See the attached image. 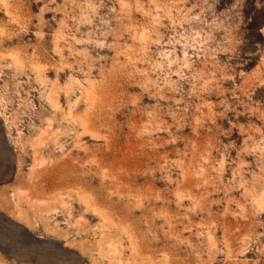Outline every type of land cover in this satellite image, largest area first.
Instances as JSON below:
<instances>
[{
	"label": "rangeland",
	"instance_id": "374dc122",
	"mask_svg": "<svg viewBox=\"0 0 264 264\" xmlns=\"http://www.w3.org/2000/svg\"><path fill=\"white\" fill-rule=\"evenodd\" d=\"M0 264H264V0H0Z\"/></svg>",
	"mask_w": 264,
	"mask_h": 264
}]
</instances>
